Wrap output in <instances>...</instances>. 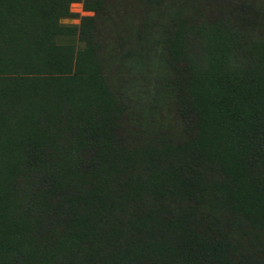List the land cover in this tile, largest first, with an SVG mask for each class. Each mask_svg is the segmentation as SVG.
<instances>
[{
	"label": "trees",
	"instance_id": "16d2710c",
	"mask_svg": "<svg viewBox=\"0 0 264 264\" xmlns=\"http://www.w3.org/2000/svg\"><path fill=\"white\" fill-rule=\"evenodd\" d=\"M105 1L0 0V264H264V0L216 6L200 49L180 0H136L124 56L164 52L196 133L137 148L97 76L93 19L86 49L59 42L72 3Z\"/></svg>",
	"mask_w": 264,
	"mask_h": 264
},
{
	"label": "rangeland",
	"instance_id": "374dc122",
	"mask_svg": "<svg viewBox=\"0 0 264 264\" xmlns=\"http://www.w3.org/2000/svg\"><path fill=\"white\" fill-rule=\"evenodd\" d=\"M179 2L180 16L184 21L183 34L186 37L188 35L192 39L190 43H195L199 49L205 43V28L211 26V19L217 16L216 6L222 4L237 7L243 4L259 11L263 4V0ZM135 3L136 0H106L97 6L96 13L85 11L82 3H72L69 7L72 16L61 18L59 22L61 25L76 27V36L69 35L59 42L73 44L76 50L86 49L85 43L78 41L76 37L79 38L86 30L84 28L81 31L86 22L83 18L91 17L92 43L95 46L94 58L91 59L97 69V76L121 103L122 114L117 119L118 136H124L128 140L126 143L134 148L145 146L156 134L162 139L172 140L174 146L189 143L196 134L195 129H192L194 119L190 114L183 118L177 113L179 93L173 85L177 77L165 61L164 52L158 47L149 54L144 53L138 62L131 59V56L130 59L124 56L137 47L135 34L139 22L138 12L133 10ZM198 30L201 33L199 37ZM194 37L198 38L197 42ZM191 49L192 47L189 49L190 53ZM189 55L192 58V53ZM204 201L206 209L210 202ZM173 206L177 205L173 203L168 208ZM215 207L211 206L213 215ZM218 210L219 215H222V210Z\"/></svg>",
	"mask_w": 264,
	"mask_h": 264
},
{
	"label": "crops",
	"instance_id": "0c3cea01",
	"mask_svg": "<svg viewBox=\"0 0 264 264\" xmlns=\"http://www.w3.org/2000/svg\"><path fill=\"white\" fill-rule=\"evenodd\" d=\"M75 5H78V4H75Z\"/></svg>",
	"mask_w": 264,
	"mask_h": 264
}]
</instances>
